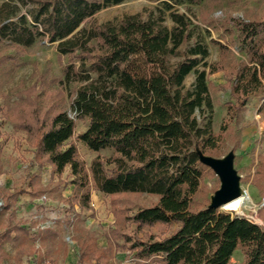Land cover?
Instances as JSON below:
<instances>
[{
  "label": "trees",
  "instance_id": "16d2710c",
  "mask_svg": "<svg viewBox=\"0 0 264 264\" xmlns=\"http://www.w3.org/2000/svg\"><path fill=\"white\" fill-rule=\"evenodd\" d=\"M122 1L27 0L32 4L31 22L25 14L18 15L15 0L0 4V41L30 46L39 35H47L60 54H80V63H70L65 69L64 80L83 82L72 101L74 116L59 110L48 117L34 109L16 121L11 112L8 117L26 129L35 149L34 164L39 168L51 165L57 175L70 168L73 193L63 200L76 218L68 219L75 221L80 217L78 210L92 209L89 179L97 190L111 196H158L155 203L128 218L136 224V233L157 223H176L173 232L163 237L144 233L134 239L118 227L114 230V237L122 236L137 260L157 257L163 264H232L234 252L242 247L244 264H264V225L210 204L193 206L203 178L200 153L213 155L224 136V131L213 128L208 79L223 66L206 61L208 44L203 36L193 34L192 21L185 13L172 12V26L163 10L147 18L133 13L119 21L92 20L101 8ZM237 26L250 51L249 61L232 80L235 106L242 109L253 95L264 93V37H260L264 23L239 20ZM191 72L195 81L187 87ZM259 111L264 112V101ZM78 118L89 119L87 128L77 135L79 140L93 151L114 149L111 158L94 157L89 170L70 141ZM262 174L257 171L256 179ZM40 181V174L30 179L33 196L47 191L38 185ZM24 192L19 188L11 196ZM77 230L81 264L93 259V264H108L115 257L114 244L101 247L85 229Z\"/></svg>",
  "mask_w": 264,
  "mask_h": 264
},
{
  "label": "rangeland",
  "instance_id": "374dc122",
  "mask_svg": "<svg viewBox=\"0 0 264 264\" xmlns=\"http://www.w3.org/2000/svg\"><path fill=\"white\" fill-rule=\"evenodd\" d=\"M4 1L0 0V4ZM15 2L19 5L18 15L25 14L31 22L32 4L27 0H15ZM160 10L165 12L169 26L174 24L172 12L188 15L192 21L193 34L203 36L208 44L210 54L206 61L223 66L221 70L208 77L214 102L213 128L216 132L224 131L220 147L211 156L223 158L232 152L233 165L240 177V186L248 193L241 207L220 208L264 225V165H262L264 112L259 111L264 101V93L253 95L244 108L238 109L235 106L236 99L231 92L235 73L241 65L249 61L250 56L249 44L244 41L237 23L239 20L264 23V0H167V2L124 0L101 8L92 20L97 23L119 21L126 14L133 13H142L147 18L150 13L156 14ZM88 21L89 19L84 21L79 29ZM260 37H264V31ZM79 55V53L60 54L56 42H50L47 35H39L30 46L10 40L0 41V201H3L14 189L22 188L28 191L30 177L39 171L34 164L35 149L28 142L26 129L15 126V122L7 113L11 112L16 117L15 121L19 116L28 114L34 109H39L42 113L46 112L48 117L59 110H66L74 116L72 101L83 82L64 79L67 66L70 63L76 65L80 63ZM178 59L172 58V61ZM194 81L195 73L191 72L185 81L187 87H191ZM197 117L203 121L200 111L197 112ZM88 123L87 118L76 119L75 134L70 140L77 145L78 157L87 170L94 157L100 155L107 159L114 156L113 148L93 151L77 138V135L87 128ZM260 170L263 174L257 180L255 174ZM41 173L43 183L49 184L48 190L38 196L35 203L32 202L29 194H21L19 199L24 202L20 207H14L22 213L26 212L23 217L26 216L29 221L51 225L63 243L59 250L55 248L51 250L52 241H48L44 250L48 249L51 254H46L45 258L36 264L46 262L78 264V245L75 241L78 235L77 227L93 235L101 247L114 244L116 255L108 264H163L157 257L149 261L137 260L124 238L114 237V230L117 227L134 239L143 236L144 233L163 237L173 232L178 227L176 223H157L146 226L136 233V224L128 218L139 208L155 203L158 200L157 195L123 193L111 196L97 190L89 179L92 209L78 210L80 217L73 221V211L63 200L73 193L71 184L73 175L70 168H67L62 175H57L51 173V168L47 166L41 168ZM221 185L220 175L214 168L204 163L201 188L193 203L194 208L211 204L213 196ZM24 203L30 206H26L27 210L24 209ZM114 207L118 211L125 208V214L116 213ZM4 209L0 208L1 223L4 222L7 214ZM69 217L72 218L68 219ZM39 240L33 239V244L40 243ZM30 259L29 257L28 260ZM244 262V250L239 247L234 252L231 263L244 264Z\"/></svg>",
  "mask_w": 264,
  "mask_h": 264
},
{
  "label": "crops",
  "instance_id": "0c3cea01",
  "mask_svg": "<svg viewBox=\"0 0 264 264\" xmlns=\"http://www.w3.org/2000/svg\"><path fill=\"white\" fill-rule=\"evenodd\" d=\"M47 166L51 168L52 173L51 165H46L45 167ZM35 174L41 175V181L38 185L44 186L48 190L49 184L43 183L41 168H39V171L35 172L33 175ZM32 176L30 177V179L32 178ZM29 182V190L27 191L25 189V192L21 194H29L32 198V202L35 203L38 196L36 197L32 195ZM13 192L8 193L6 198L3 200V208H5V211H7V214L4 222H0V264H36L39 260L45 258L46 254H51L48 249L47 251L44 250V247L46 246V243L48 241H52V247L50 246L51 250H54V248L56 250H59L63 241L59 239L60 237L58 233L54 229H52L51 225H45L43 222L37 223L33 220L29 221L26 219V216L23 217V214H26V212L22 213L21 210H19L18 208L16 209L14 206L20 207L24 201L19 199V196L21 194L17 197L11 196ZM23 206H25L24 209L26 210V206L30 207L27 203H24ZM41 216L43 217V215ZM7 231H9V234L7 233ZM5 234L6 236H4ZM35 238L40 239V243L34 245L33 239ZM57 239L59 240L57 241ZM75 241L78 245L79 262L80 247L77 239H75ZM34 255L37 256V259L35 261L32 259ZM29 257L31 258L30 260H28ZM112 259H110L109 261H111ZM91 262L95 263L96 261L93 259Z\"/></svg>",
  "mask_w": 264,
  "mask_h": 264
},
{
  "label": "water",
  "instance_id": "95a60500",
  "mask_svg": "<svg viewBox=\"0 0 264 264\" xmlns=\"http://www.w3.org/2000/svg\"><path fill=\"white\" fill-rule=\"evenodd\" d=\"M200 154L202 162L214 168L222 179V185L213 196L210 207H222L225 203L238 197L241 192L244 195L247 194L245 190H241L240 177L233 165L232 152L223 158Z\"/></svg>",
  "mask_w": 264,
  "mask_h": 264
},
{
  "label": "bare ground",
  "instance_id": "6f19581e",
  "mask_svg": "<svg viewBox=\"0 0 264 264\" xmlns=\"http://www.w3.org/2000/svg\"><path fill=\"white\" fill-rule=\"evenodd\" d=\"M241 190L243 191V189L241 188ZM248 193V192H247ZM247 197V194L244 195L243 192H241V194L234 198L233 200L227 202L224 204L225 208H239L241 207V205L243 204L245 198Z\"/></svg>",
  "mask_w": 264,
  "mask_h": 264
},
{
  "label": "built area",
  "instance_id": "2783aa9c",
  "mask_svg": "<svg viewBox=\"0 0 264 264\" xmlns=\"http://www.w3.org/2000/svg\"><path fill=\"white\" fill-rule=\"evenodd\" d=\"M3 204H4L3 201H0V208H3ZM247 218H248V217H247ZM248 219H250V218H248ZM250 220L254 221L253 219H250ZM32 259L35 261V260L37 259V256L34 255V256L32 257ZM44 264H53V263L46 262V263H44ZM78 264H81V263L79 262Z\"/></svg>",
  "mask_w": 264,
  "mask_h": 264
}]
</instances>
